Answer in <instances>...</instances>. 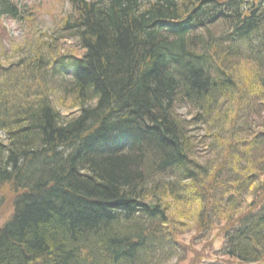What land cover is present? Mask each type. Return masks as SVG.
I'll return each mask as SVG.
<instances>
[{"label": "trees", "instance_id": "trees-1", "mask_svg": "<svg viewBox=\"0 0 264 264\" xmlns=\"http://www.w3.org/2000/svg\"><path fill=\"white\" fill-rule=\"evenodd\" d=\"M69 7L78 56L0 66V264H170L188 230L264 264V0Z\"/></svg>", "mask_w": 264, "mask_h": 264}, {"label": "rangeland", "instance_id": "rangeland-1", "mask_svg": "<svg viewBox=\"0 0 264 264\" xmlns=\"http://www.w3.org/2000/svg\"><path fill=\"white\" fill-rule=\"evenodd\" d=\"M14 2H22L27 5L25 17L27 19L17 21L13 19H0V66H7V63L17 62L26 59L31 63L40 55L49 54L46 49V42L50 41L57 35L56 42L58 51L67 53L66 56L60 58L53 64L67 62L70 55L78 56L81 52L78 50L76 41L67 37V33L62 31L63 22L70 12L69 0H13ZM87 1V0H86ZM48 43V44H51ZM243 45V44H242ZM241 45V46H242ZM29 46H31L29 48ZM40 48V53L34 52ZM242 52L243 50L240 49ZM22 55V57H20ZM19 57V58H18ZM245 64L232 62L231 69L239 71V68L245 70ZM23 70H27L26 66H22ZM236 73V72H235ZM29 74V73H28ZM30 75V74H29ZM240 78V76H238ZM196 131L200 133V137L206 132ZM9 199L5 209L0 213V225L9 220L11 208L8 206ZM184 227L182 230H185ZM182 239L185 247V254L182 260L176 259L170 264H204L208 261H221L229 264H240L232 259L224 258L221 254L223 240L219 230L213 231L209 236H204L200 231L188 230ZM264 263V262H263Z\"/></svg>", "mask_w": 264, "mask_h": 264}, {"label": "water", "instance_id": "water-1", "mask_svg": "<svg viewBox=\"0 0 264 264\" xmlns=\"http://www.w3.org/2000/svg\"><path fill=\"white\" fill-rule=\"evenodd\" d=\"M125 204H128L127 201H124V200H118V202H114L113 205H125Z\"/></svg>", "mask_w": 264, "mask_h": 264}, {"label": "bare ground", "instance_id": "bare-ground-1", "mask_svg": "<svg viewBox=\"0 0 264 264\" xmlns=\"http://www.w3.org/2000/svg\"><path fill=\"white\" fill-rule=\"evenodd\" d=\"M124 140H125V139H120V140H119V139H117V140L115 139L114 143H110V144H111V145H115V143H117V142H121V141H124Z\"/></svg>", "mask_w": 264, "mask_h": 264}]
</instances>
